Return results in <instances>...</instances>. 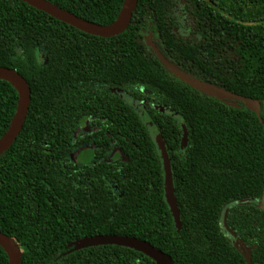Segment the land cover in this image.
Masks as SVG:
<instances>
[{
  "label": "trees",
  "instance_id": "obj_1",
  "mask_svg": "<svg viewBox=\"0 0 264 264\" xmlns=\"http://www.w3.org/2000/svg\"><path fill=\"white\" fill-rule=\"evenodd\" d=\"M48 1L102 25L125 2ZM181 9L194 27L180 26ZM151 44L195 81L258 99L261 119L181 80ZM0 66L31 90L23 128L0 155V231L20 245L21 264H156L125 246L78 247L98 234L146 240L173 264H264V0H138L112 37L0 0ZM18 101L0 78V138ZM87 148L89 160L72 159Z\"/></svg>",
  "mask_w": 264,
  "mask_h": 264
},
{
  "label": "water",
  "instance_id": "obj_2",
  "mask_svg": "<svg viewBox=\"0 0 264 264\" xmlns=\"http://www.w3.org/2000/svg\"><path fill=\"white\" fill-rule=\"evenodd\" d=\"M29 5L46 12L47 14L55 17L71 26H74L86 33L93 34L101 37H112L122 33L130 24L134 10L137 6L138 0H125L122 10L118 19L108 25L98 24L89 20H86L73 12L67 11L48 0H22ZM153 51L161 62L171 70L177 77L184 82L195 87L196 89L203 91L211 96L220 99L238 100L246 104L248 108L256 113L261 119V103L258 99L247 97L235 92L229 91L224 87L217 85L199 83L192 79L188 74L181 71L176 67L155 45L151 44ZM0 78L9 81L15 86L19 93V101L16 113L12 119V122L6 132L0 138V155L4 153L15 141L16 137L23 128L25 119L27 117L30 103H31V90L27 80L16 70L0 66ZM184 137L183 146L188 141V131L183 124ZM156 143L161 151L163 166L165 171V191L166 199L175 218L177 227L181 225L180 209L175 196V188L173 184V175L171 170L170 158L166 149V144L163 137L156 133ZM264 204V195H263ZM120 245L140 251L147 256L151 257L156 264H173L172 257L166 252L154 247L151 243L138 237L119 235V234H98L94 236H87L82 239L81 244L78 246L89 247L96 245ZM0 245L6 250L9 262L8 264H21L22 253L20 245L9 235L0 231Z\"/></svg>",
  "mask_w": 264,
  "mask_h": 264
},
{
  "label": "rangeland",
  "instance_id": "obj_3",
  "mask_svg": "<svg viewBox=\"0 0 264 264\" xmlns=\"http://www.w3.org/2000/svg\"><path fill=\"white\" fill-rule=\"evenodd\" d=\"M179 8H182V7L179 6ZM177 21L180 24V26L181 27H184V28L185 27H194V25H195V22L192 19L190 13L188 11H186V10H183V9L178 10ZM130 101L135 105V103L132 100H130ZM151 129H152L153 133L155 134L156 128L155 127H152ZM92 156H93V149L87 148V149H85L82 152V154H80L79 157H78V152H76L75 154H73L72 159L74 161H76L77 158H83L85 160H89Z\"/></svg>",
  "mask_w": 264,
  "mask_h": 264
}]
</instances>
